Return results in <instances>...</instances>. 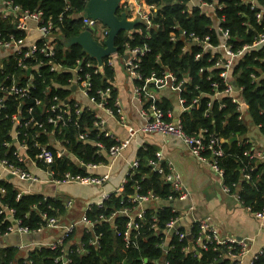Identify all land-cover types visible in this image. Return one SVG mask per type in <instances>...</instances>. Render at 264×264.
<instances>
[{
  "label": "trees",
  "instance_id": "trees-1",
  "mask_svg": "<svg viewBox=\"0 0 264 264\" xmlns=\"http://www.w3.org/2000/svg\"><path fill=\"white\" fill-rule=\"evenodd\" d=\"M14 1L25 10L41 9L46 17H53L56 20L62 14L65 19L64 26H58L53 34L55 57L50 60L40 55L25 62L34 70L29 98L19 100L15 96L4 97L5 87L10 84L6 76L14 72L19 77H26V70L18 69L11 59L10 63L4 65V72L0 71V99L4 100V104L0 105L1 156L10 163H17L18 159L14 152L15 149H20L25 157L24 162L20 163L24 171L30 173L26 165L30 164L31 167L38 168L44 173L52 172L54 179H63L66 174L94 176L98 169L85 171L79 163L95 164L99 167L107 164L108 151L117 144V140L99 131L101 127L95 125L97 113L94 111L95 103L91 104V98H94L95 102H101L104 99L103 94H106L108 108L115 109L118 94L113 88L114 68L108 65V58L104 59L101 72L95 73V69L85 67V63L88 62L98 65L94 58L84 53L79 45L70 47L65 45L67 39L78 36L81 32L82 18L79 15L84 11L85 0ZM141 1L143 4H155L159 7L157 13H151L152 26L148 28L146 24L140 23L134 33H122L116 39L117 57L120 59H124L126 53L136 48L146 46L149 50L138 63L137 71L142 79L133 80L135 85L147 88V91L143 92L145 104L141 105L134 98L133 100L140 105L141 110L155 104L164 111L166 120L172 121L168 118V111L173 107L172 103L169 99H163L161 102L151 99L150 91L155 92L157 85L154 82L146 83V80L153 76L163 79L167 73H170L169 79L175 80L177 85L185 83L180 97L184 99L183 108L188 109L178 119L181 120L185 132L188 135L201 136L205 142H208L211 136L224 140L226 155L219 159L220 166L225 169L224 183L231 188L232 193L239 196V202L245 208L250 209L251 212L261 211L264 209V160L250 158L254 152V144L249 134L252 129H258L264 134V47L245 51L232 69L231 77L236 85L242 88L239 96L246 114L244 120H239L237 106L229 96L222 95L219 100L211 99L214 95L213 83H219L220 91L224 89L218 75L219 70H214L213 63L208 62L211 56H219V54L205 51L197 44L191 45L186 52L185 42L182 40L173 42L171 33L172 27L176 25L187 32H194L202 39L209 36L211 43L218 46L221 38L214 28L216 22L220 20L223 29L230 33L229 43L233 49L241 50L246 46H252L263 32L264 18L259 22L256 14L264 6V0H254L258 5L254 8L249 0L248 3L245 0H203L208 4L217 5L216 10L209 9L208 13L198 9L189 12V0ZM5 29L17 40L22 39L19 36L21 32L10 26ZM5 37L9 39V36ZM34 42L39 47L43 44L39 36L34 35L24 47ZM197 53L202 54L198 60L195 59ZM81 60L84 61V73L91 74V86L85 103L77 104V100L72 98L73 90L70 87L76 79L72 69ZM39 61L43 63L38 64ZM53 65L61 66L64 70L54 73L50 70ZM207 68L209 70H206ZM108 89L110 92L105 93ZM195 99L198 102L193 105ZM36 101L40 103L37 104ZM66 101H69V107L65 106ZM55 104L66 112V118L71 120L68 124L55 127L52 123H47V118L51 115L50 107ZM82 106L84 107L82 113H77ZM29 108L33 109L32 114L28 113ZM17 113L23 115L21 122L34 117L42 126L29 124L19 127L18 144H14L11 138L14 129L11 117ZM83 132L88 135L86 141L78 139ZM233 137H238L239 140L230 142ZM7 143L11 144L10 147L5 146ZM97 143H101L103 148L99 149ZM59 144L60 147L66 148L69 155L62 158L56 156ZM40 148H46L54 155L52 164H44L37 158L41 153ZM137 157L139 165L134 171L135 175L127 178L121 192L112 193L102 205L94 203L90 210L86 211L87 218L96 221L90 233L83 232L77 237L76 230L55 249L39 247L29 250L26 254L27 259L21 257L17 246H0V264H62L56 259L63 255L64 248L68 245H72L71 252L67 256L68 264H159L163 260L170 264H230L229 259L220 260L219 250L187 251V247L189 248L187 238L181 240L174 233H160L164 225L177 216L172 212L173 207L163 202L172 195V188L162 175L153 171L149 163L156 158L154 148H141ZM163 167L168 168V165L163 163ZM247 173L250 175L249 180L244 179V174ZM6 175L0 176V238L12 225V221L8 219L11 210L14 211V220L22 221V226L34 232L44 225V214L62 220V215L66 212L62 198L22 193L14 183V179H7ZM17 181L23 183L19 179ZM151 192L163 205L156 208L151 205L153 209L147 210L145 220L149 222L152 215L157 216L160 231L158 233L150 231L145 220H137L141 227L138 230L141 247L126 248L123 240L125 217L116 216L105 222L100 221L99 218L102 216L109 219L114 212L132 206L130 199L133 196L147 195ZM185 229L183 225L181 230L185 231ZM195 233L197 230L194 226L191 233L193 239ZM30 236L33 238L32 242L49 241L47 232ZM39 237L41 238L34 240ZM93 238H97V245L90 244ZM77 240L80 241L79 245L75 244ZM251 260L249 258L248 263ZM252 264H264V252L255 255Z\"/></svg>",
  "mask_w": 264,
  "mask_h": 264
},
{
  "label": "built area",
  "instance_id": "built-area-1",
  "mask_svg": "<svg viewBox=\"0 0 264 264\" xmlns=\"http://www.w3.org/2000/svg\"><path fill=\"white\" fill-rule=\"evenodd\" d=\"M89 0H85V6ZM252 8L258 7L254 0H249ZM248 3V0H245ZM139 7L143 9L139 13V19L142 23L146 24L148 28L152 26V18L153 15L151 13H157L159 11V7L155 4H143L141 0L138 3ZM121 4V8H122ZM188 11L191 12L192 10H200L201 12L208 13L210 11L216 10V4H208L203 0H189L188 3ZM221 8V7H218ZM69 9L67 8L66 11ZM82 18V31L85 30H93L92 36L94 37V33L96 32V26L99 21L88 19L83 17V12L79 15ZM0 18L3 20L8 26L14 28L17 32H21L19 36L22 39L17 40L11 33L3 34L0 30V71H3L4 65L6 63H10L13 59L14 65L18 69L26 70L27 76L26 77H19L16 73H11L6 76L7 79L10 80V84L5 87L4 97L8 96H15L17 99L22 100L25 98H29L30 92L29 88L33 86V68L30 65H27L25 62L29 58H35V56L43 55L45 58L52 60L55 57V50L53 46V40L55 36V29L58 26H64V19L65 17L61 14L59 18L56 20L53 17H46L45 13L41 9L35 10H25L20 5L16 4L14 0H0ZM264 18V6L261 7V11L256 14V19L261 22ZM137 20V19H135ZM100 23V22H99ZM221 38V43L218 46H215L211 43V39L209 36L205 38H200L194 32H187L186 30L181 29L178 26L172 27L171 33V40L173 42L182 40L185 42L184 50L187 52L191 45H199L203 48V50H207L210 53L217 52L219 56H211L208 60L209 63H213V69L219 70L218 75L221 79V82L224 86L222 91L219 90V83L215 82L212 84L214 88V95L211 96L212 100H219L220 96L227 95L231 98L232 102L237 106V111L239 113V120H244L246 118V114L243 109V101L240 98V93H242V88L240 89L237 85L235 86V82L231 77L232 69L235 67L236 62L240 57L245 54V51L251 49H258L260 47H264V28L263 32L256 38L254 44L252 46H246L241 50L235 51L232 45L229 43L231 36L229 31L224 30L223 27L220 25V20L216 22V27L214 28ZM178 31V33H177ZM107 30L101 36V38L97 41L99 44H103L107 38ZM34 35L39 36V40L43 41L41 47L37 45V43H32L24 47V44L30 39V37ZM5 36H9V39H6ZM24 47V48H23ZM149 52L148 48L145 46L143 48H136L130 50L129 53H126L125 58L123 59V66L126 70V73L132 80H141L142 77L137 71L139 67V61L142 56H145ZM12 56V57H11ZM202 56L201 53H197L195 59L198 60ZM117 54L111 55L108 57V65L114 67V62L116 61L115 58ZM264 61V59H263ZM38 64H42V61L37 62ZM86 68H93L95 69V73L101 72V67L95 65L91 62L85 63ZM50 70L54 73H59L64 70L61 66L53 65ZM84 61L81 60L77 63V65L72 69L73 73L76 75V79L72 82V84L79 88L81 94L88 98L90 86H91V74L84 73ZM206 70H209L208 68ZM29 72V73H28ZM84 73V74H83ZM171 77L170 73H167L163 79H158L155 76L151 79H147L146 83L154 82L157 85V89L165 88L168 85V79ZM254 77V76H253ZM23 81V83H21ZM79 82V83H78ZM175 88L178 91H182L184 89V84H176ZM183 87V88H182ZM146 87H141L139 85H135L133 89V98L141 105L145 104V99L143 96V92H146ZM110 92L108 89L105 93ZM104 99L101 102H95L94 98H91V104L95 103V109L98 110L96 112V122L95 125L97 127H101L103 124V114L111 115L113 112L108 108V101L106 98V94H103ZM149 97L152 98V95L149 94ZM198 102L197 99L193 101V105H196ZM39 104V101H36ZM180 103L183 106L184 99L180 97ZM4 104V100L0 99V105ZM77 104H81L77 102ZM66 107H69V102L65 103ZM188 108H184L186 111ZM84 107H80L77 110V113H82ZM33 109L29 108L28 113L32 114ZM95 111V110H94ZM51 115L47 118V123H52L55 127L61 125H66L71 120L66 118V112L62 111V108L57 104L52 105L50 107ZM63 112V113H62ZM102 112V114H101ZM141 116L145 119L144 125L138 130H132L131 135L135 136L137 134L144 133V134H158L162 136H172L174 138L179 139L182 141L190 151V154L201 164L208 166L215 174L217 180L219 181L222 190L229 195H232L239 201V196L235 193H232L231 188L224 183L225 179V169L220 166L219 159L223 158L226 155L224 150L223 144L224 140L222 138L211 136L208 142H205L204 138L201 136H192L188 135L181 123V120L176 122L174 121H167L165 117V113L161 108H158L155 104H151L148 109L143 108L141 110ZM23 115L22 113L14 114L11 117V121L13 122L14 129L11 133V138L14 144H18V139L20 136V132L18 131L19 127L28 126L29 124H34L35 126H42L34 117H31L29 120L22 121ZM262 127V126H259ZM88 135L87 133L83 132L78 136L80 141H86ZM117 144L112 146L108 151L109 158H117L120 156L131 144L130 139L125 140H117ZM12 143V144H13ZM10 143L5 144L6 147H10ZM96 146L99 149L103 148L101 143H97ZM58 149L56 151V156L58 158H62L65 155H69L66 148L60 147V144L57 146ZM41 153L37 156L39 160H41L44 164H52L54 160V155L46 148H40ZM15 156L17 157V163H10L7 159H3L0 152V176L3 174H11L14 178L19 179L22 182H30L34 183L37 182L38 179L33 176L32 174L23 170L20 166V163L24 162L25 157L20 152V149H15L14 152ZM249 155V153H247ZM251 159H259L260 161L264 160V152L263 151H255L250 155ZM150 165L152 166L153 171L158 172L160 175L164 177V180L170 183L172 195L168 197L169 202L179 201L183 202L189 198L190 193L188 189L184 186L182 182L181 176L175 172L173 169L163 167V154L161 152L156 153V158L150 160ZM80 166L86 167L88 170H97L100 167L91 164L85 165L83 163H79ZM139 165V159L134 160L129 167V171L127 173V177L124 180L123 184L127 182V178L132 177L135 175V170ZM45 174L47 175L50 182L55 184H77V185H84V186H104L108 179V176H86L82 177V175L72 176L71 174H66L63 179H54L53 173L50 171H46ZM244 179L249 180L250 175L244 174ZM122 190V188H121ZM121 190H118L116 193H120ZM105 193L103 194L98 201L95 203L97 205H102V203L107 200L111 194ZM155 201H159L157 197L151 192L147 195H140L137 194L130 199V202L133 204L130 207H125L121 210H118L112 214L109 219L104 217H100V221H109L116 216H123L126 219L125 223V232L123 233V240L125 242L126 248H134L139 249L141 247L140 242L138 241V230L141 228L140 224L137 222L140 220H145V215L147 210L153 209L151 208V204ZM72 200H64L65 209H69L73 205ZM94 203L89 204L86 207L85 213L82 219L78 222L71 223L69 225L63 224L61 222V218L58 219L56 217H48L47 214H44V225L37 229L36 232L29 230L28 227L22 226V221L14 220L13 214L14 211H9L8 219L12 221V225L8 227L7 231L2 235L0 240L3 237H7L11 234H18L20 236L24 235H33L35 233H49V241H39V242H31L29 244H21L18 247L20 253H22V258L27 259L26 256L29 250H33L39 247H50L55 249L65 241L74 231L81 230L83 233H90L94 227L95 222L89 218H87L86 211L90 210L91 205ZM250 212L251 210L248 209ZM156 212V210H155ZM173 213L177 214L174 218L169 220L165 225L164 229L160 231L158 225V218L157 216L152 215L150 221L147 220L146 223L149 225L150 231L160 233L167 232V233H174L181 238V240L187 238L189 242L188 250L197 251V250H219V257L220 260L229 259L231 261L230 264H252V260L255 256L251 257V261L248 263V256L250 253V240L247 238H236V237H222L220 231L217 227L212 225L207 218H202L196 220L192 223L185 231L181 230L183 224H181L182 217L178 213L177 209L173 207ZM254 217L260 221L264 225V209L261 211L251 212ZM195 226L197 233H195V237H192V229ZM78 228V229H77ZM50 232H54L52 235ZM57 232H61V237H57ZM81 233V234H82ZM54 236V237H52ZM56 236V237H55ZM78 237V236H77ZM76 245L80 244V241H75ZM91 245H97L98 240L97 238H93L90 241ZM166 244V243H165ZM72 245H68L64 248L63 255L58 257L56 260L58 262H62V264H68L69 260L67 256L71 252ZM264 252V248L260 253ZM198 254V252H196ZM159 264H170L168 261L163 260L159 262Z\"/></svg>",
  "mask_w": 264,
  "mask_h": 264
},
{
  "label": "crops",
  "instance_id": "crops-1",
  "mask_svg": "<svg viewBox=\"0 0 264 264\" xmlns=\"http://www.w3.org/2000/svg\"><path fill=\"white\" fill-rule=\"evenodd\" d=\"M122 1L123 7L121 8V12L125 11L130 20L139 19V13L143 11L138 6L139 0ZM194 1L197 2V0ZM30 38L32 39V36ZM115 60L113 67V88L118 94L114 105L116 111L110 107L109 109L113 113L111 115L103 114L104 122L99 131L105 132L108 136H112L118 141L130 139L131 144L117 158H108V163L101 165L95 172L96 176H108V182L102 187L67 183L55 184L49 181L47 175L42 170L26 164L28 171L38 181L34 183H20L14 178V183L17 184L19 190L25 194L36 193L62 198L63 200H72L74 202L72 207L66 210L61 220L63 224L69 225L80 221L86 207L98 201L103 194L116 193L118 190H121L130 164L138 158L140 149L152 147L156 153L161 152L163 154V163H166L169 168L181 176L184 186L190 193L189 198L183 202L163 201L165 204L177 209L183 218L181 224L188 228L196 220L207 218L212 225L218 228L222 237L249 239L250 253L248 258L259 254L264 248V225L235 197L226 194L222 190L214 172L208 166L198 162L190 154L189 149L182 141L172 136L158 134H144L140 132L135 136L131 135L132 130H138L144 125L145 119L141 116L140 105L132 97L135 82L126 73L123 59L116 57ZM70 88L73 90L72 98L84 104L86 97L81 94L79 88L73 84ZM180 93L175 88V82L172 79L168 80V85L165 88L157 89L155 92L150 91L152 95L151 99L159 100L160 102L163 99H169L172 105L173 96L177 97V104L173 105L171 111H168V118L174 122L180 119L181 114L184 112V108L180 103ZM94 110L98 112L95 107ZM250 138L251 142H254L256 145H253L254 150L264 152V137L251 136ZM151 205L156 208L163 205V203L155 201ZM72 210L76 211V215H79V218L65 221V215L68 212H72ZM50 233L54 235V232ZM81 233V230H79L77 236L80 237ZM56 236L61 237V232H57ZM38 239L40 237L34 240ZM32 240L33 238L30 235L20 236L18 234H11L0 240V246H19L21 244H29ZM20 254L22 256V253Z\"/></svg>",
  "mask_w": 264,
  "mask_h": 264
},
{
  "label": "water",
  "instance_id": "water-1",
  "mask_svg": "<svg viewBox=\"0 0 264 264\" xmlns=\"http://www.w3.org/2000/svg\"><path fill=\"white\" fill-rule=\"evenodd\" d=\"M121 4L122 0H89L84 8L83 17L97 20L106 26L108 28L106 40L101 45L93 39V30H86L78 36L67 39L65 45L69 47L79 45L84 53L94 58L98 66L102 67L104 59L117 54V37L122 33H134L137 26L142 23L140 19L130 20L125 11L121 12ZM238 140V137H233L229 141L236 142ZM83 169L89 171L86 167ZM6 178L14 179L11 174H7Z\"/></svg>",
  "mask_w": 264,
  "mask_h": 264
},
{
  "label": "rangeland",
  "instance_id": "rangeland-1",
  "mask_svg": "<svg viewBox=\"0 0 264 264\" xmlns=\"http://www.w3.org/2000/svg\"><path fill=\"white\" fill-rule=\"evenodd\" d=\"M123 2V1H122ZM8 25L3 21V20H0V30L3 34L5 33H8L9 31L5 29V27H7ZM107 30L108 32V28L104 25H102L101 23L98 22L97 26H96V32L94 33V39L96 41H98L101 36L104 34V32ZM177 104V97L176 96H173V105H176ZM250 137L251 136H263L264 137V134L261 133L258 129H252L251 132H250ZM254 146L255 143L253 142ZM71 211V210H70ZM63 216V215H62ZM79 218V215H76V211L72 210V212H68L66 215H65V221H70V220H76ZM41 238V237H40Z\"/></svg>",
  "mask_w": 264,
  "mask_h": 264
},
{
  "label": "bare ground",
  "instance_id": "bare-ground-1",
  "mask_svg": "<svg viewBox=\"0 0 264 264\" xmlns=\"http://www.w3.org/2000/svg\"><path fill=\"white\" fill-rule=\"evenodd\" d=\"M85 31H86V30H85ZM82 32H84V31H82V30H81V32H80V33H82ZM93 39H94V38H93ZM206 53H207V52H206Z\"/></svg>",
  "mask_w": 264,
  "mask_h": 264
}]
</instances>
